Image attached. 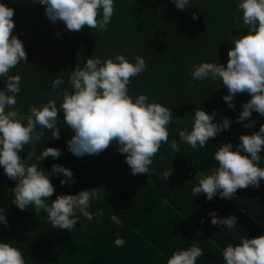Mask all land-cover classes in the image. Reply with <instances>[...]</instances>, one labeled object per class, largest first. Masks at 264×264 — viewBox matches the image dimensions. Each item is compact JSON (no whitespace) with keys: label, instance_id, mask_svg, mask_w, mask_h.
Masks as SVG:
<instances>
[{"label":"trees","instance_id":"trees-1","mask_svg":"<svg viewBox=\"0 0 264 264\" xmlns=\"http://www.w3.org/2000/svg\"><path fill=\"white\" fill-rule=\"evenodd\" d=\"M0 2L15 10L13 35L27 52V61L9 72L22 78L16 106L22 115L28 114L30 106H41L50 99L56 100L59 109L62 96L51 89L55 79H63L58 92L72 93L69 79L77 66L83 68L89 58L103 61L120 54L133 64L140 56L147 64L146 71L128 85L133 100L146 94L149 103L157 102L173 111L169 143L163 144L154 158L151 174L134 176L118 145L97 156L73 155L68 141L74 133L63 122L61 109L57 122L61 138L52 139L51 130H45L35 148L26 145L21 156L26 159L29 151L38 156L49 147L59 149V158L48 157L37 162L38 167L51 173L54 164L62 165L73 172L75 183L69 180L71 187L62 186L63 174L51 175L55 193L48 203L60 195L93 189L97 197L89 210L95 214L102 209L104 215L97 218L99 223L80 216L73 232L54 229L47 222V213L37 214L33 208L20 210L12 202L18 181L8 179L0 166V208L8 224H0V242L22 250L26 264H167L175 251L192 244L204 251L197 264H226L222 257L226 246L237 245L242 238L264 236V180L258 189L238 190L231 200L217 194L209 201L203 194L192 193L198 186L196 173L210 175L218 167L214 153L222 143H231L236 150L241 135L255 134L264 125V116L255 112L251 118L256 122L254 127L243 126L251 120L237 123L250 95L238 94L235 107L229 108L223 100L229 93L222 81H196L191 76L194 66L204 62L227 67L232 43L249 34L242 28V12L237 11L242 0H189L182 11L172 0H114L107 31L85 27L78 32L67 31L62 22L51 23L45 16L46 6L38 0ZM194 13H199L197 20L192 18ZM4 79L0 77V90L6 88ZM197 109L209 115L215 112L216 123L227 117L231 125L210 139L206 148L193 149L180 141L178 132L191 131ZM172 139L177 141L179 153L172 150ZM260 156L258 166L264 168V151ZM35 162L33 158L29 164ZM171 168L172 175L162 181L158 176ZM211 212L220 219L234 215L237 227L224 230L226 226L212 225ZM112 215L119 216L122 227L112 222ZM118 237L126 241L124 247L115 245Z\"/></svg>","mask_w":264,"mask_h":264},{"label":"clouds","instance_id":"clouds-1","mask_svg":"<svg viewBox=\"0 0 264 264\" xmlns=\"http://www.w3.org/2000/svg\"><path fill=\"white\" fill-rule=\"evenodd\" d=\"M37 3L46 6L45 16L51 23L62 22L70 32H78L85 27L107 31L115 9L114 0H38ZM172 3L182 11L188 7L189 0H172ZM237 11L242 12V28L249 34L234 40V47L228 52L227 67L204 62L194 66L191 76L196 81H222L223 88L229 93L223 100L229 108L235 107L233 101L238 94L250 95L251 99L242 105L243 111L237 119V123H243L251 120L254 112L264 116V0H242L237 5ZM14 15L13 8L0 2V77L6 81V88L0 90V166L8 179L18 181L13 189L12 202L20 210L33 208L37 214L47 213V222L52 228L73 232L80 216L97 223V218L103 217L102 209L95 214L89 210L97 192L90 189L77 195H60L48 203L55 193L50 176L63 174L65 179L60 181L61 185L71 187L68 181L73 180L74 174L59 164L53 165L51 173L38 167L37 162H43L48 157L59 158L62 155L59 149L49 147L38 156L29 151L27 158L23 159L21 153L25 146L35 148L36 143L45 137V130H51L52 139L59 140L61 130L57 122L62 109L63 122L74 133L68 141V150L73 155L97 156L110 146L118 145L119 153L126 154V163L132 175H150L154 158L162 145L169 143L173 111L160 103H149L146 94H140L133 100L128 85L132 78L146 71L147 64L140 56L135 57L133 64L120 54L103 61L89 58L83 68L77 66L69 79L72 93L58 92L63 79H55L51 89L52 93L62 96L59 109L56 100L50 99L41 106H30L28 114L22 115L16 110L22 78L20 75H9V72L21 61H27V52L23 42L13 35ZM192 18L197 20L199 13H194ZM215 115V112L209 115L205 110L197 109L191 131L178 132L180 141L193 149L206 148L210 139L216 138L231 125L227 117L222 118V123L214 122ZM255 123L251 120L243 126L252 128ZM239 140L236 150L231 143H222L215 151L214 160L218 162V167L210 175L196 173L198 186L192 188L193 196L203 194L211 201L219 194L221 199L231 200L238 190L260 187V182L264 180V168L258 166L262 160L260 152L264 151V125L255 134L241 135ZM171 148L180 152L175 139L171 140ZM33 158L36 162L29 164ZM172 173L173 168L158 177L166 182ZM210 216L214 226H226L224 230L237 227L234 215L220 219L216 212H211ZM111 220L117 227L123 226L118 215H112ZM0 224L8 226L2 208ZM114 243L117 247H124L126 241L118 237ZM203 255L204 251L192 244L186 250L175 251L167 259V264H197L198 258ZM222 257L226 264H264V236L242 238L237 245L229 244L223 249ZM0 264L26 262L22 250L10 243L0 242Z\"/></svg>","mask_w":264,"mask_h":264}]
</instances>
